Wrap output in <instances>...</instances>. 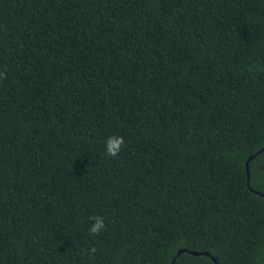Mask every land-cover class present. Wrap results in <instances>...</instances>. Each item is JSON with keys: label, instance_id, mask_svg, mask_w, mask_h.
<instances>
[{"label": "trees", "instance_id": "16d2710c", "mask_svg": "<svg viewBox=\"0 0 264 264\" xmlns=\"http://www.w3.org/2000/svg\"><path fill=\"white\" fill-rule=\"evenodd\" d=\"M174 258L264 264V0H0V264Z\"/></svg>", "mask_w": 264, "mask_h": 264}, {"label": "clouds", "instance_id": "9594fccd", "mask_svg": "<svg viewBox=\"0 0 264 264\" xmlns=\"http://www.w3.org/2000/svg\"><path fill=\"white\" fill-rule=\"evenodd\" d=\"M124 138L118 135H111L105 138L103 142L104 153L107 156L115 157L121 151L124 145ZM92 223L88 227V232L95 235L99 234L104 228L105 224L99 216H94L91 218ZM95 248L89 249V252H95Z\"/></svg>", "mask_w": 264, "mask_h": 264}, {"label": "water", "instance_id": "95a60500", "mask_svg": "<svg viewBox=\"0 0 264 264\" xmlns=\"http://www.w3.org/2000/svg\"><path fill=\"white\" fill-rule=\"evenodd\" d=\"M260 152H261V150L258 151L254 156L249 157L248 160H247L246 163H245V169H246V178H247V181L249 180L248 163L253 159V157H255L256 155H258ZM183 252H187V251H185V250H180V251H178V253L176 254V256L180 255V254L183 253ZM188 253H190V254L193 255V256H198V255L208 256L207 253H197V252H188ZM212 261L214 262V264H216V260H215V259L212 258ZM174 262H175V258L171 261L170 264H174Z\"/></svg>", "mask_w": 264, "mask_h": 264}]
</instances>
